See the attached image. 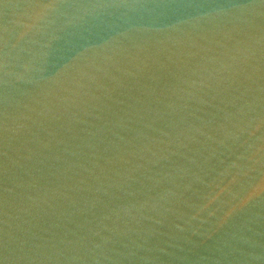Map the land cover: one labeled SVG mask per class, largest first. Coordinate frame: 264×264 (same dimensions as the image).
Returning <instances> with one entry per match:
<instances>
[{
  "label": "water",
  "instance_id": "1",
  "mask_svg": "<svg viewBox=\"0 0 264 264\" xmlns=\"http://www.w3.org/2000/svg\"><path fill=\"white\" fill-rule=\"evenodd\" d=\"M0 264H264V0H0Z\"/></svg>",
  "mask_w": 264,
  "mask_h": 264
}]
</instances>
